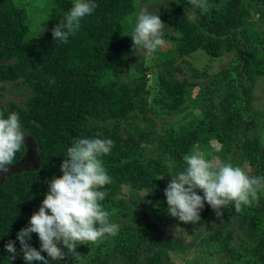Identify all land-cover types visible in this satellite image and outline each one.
I'll use <instances>...</instances> for the list:
<instances>
[{
  "label": "trees",
  "instance_id": "trees-1",
  "mask_svg": "<svg viewBox=\"0 0 264 264\" xmlns=\"http://www.w3.org/2000/svg\"><path fill=\"white\" fill-rule=\"evenodd\" d=\"M47 1L48 10L39 11L41 18L44 11L46 16L30 28L25 3L0 0V82L20 80L30 88L23 104L10 101L0 106V113L4 118L18 114L39 157L37 167L11 172L0 181V264H25L16 233L38 211L48 191L46 181L61 175L59 165L72 141L97 134L114 141L102 157L112 183L105 186L101 204L111 221L121 220L120 230L97 243L78 245V254L49 264H172L170 252L187 245L182 235L169 236L167 228L175 223L197 230L201 254L218 255L217 264H264L261 194L259 203L239 211L230 204L218 218L205 202L196 224L169 216L164 196L169 177L182 171L184 157L197 149L206 159L217 157L250 176H264L253 105L257 80L264 76V34L252 19L264 16V0H208L207 13L190 0H169L162 10L169 45L159 47L149 62L142 55L136 63L131 57L138 49L128 35L135 15L150 0H93L97 7L82 18L67 44L54 41L51 30L74 0ZM198 50L230 59L211 75L193 73L202 83L179 78L178 59ZM150 74H156L152 83ZM186 111L193 118L179 127L164 122L161 130L155 128L156 120ZM24 143L26 149L17 152L13 165L24 157ZM123 186L129 188L128 199L119 197ZM140 198L154 202L134 212ZM236 228L245 232L237 242ZM9 240L17 249L11 261L4 248ZM29 243L39 250L36 233ZM41 255L48 259L47 253Z\"/></svg>",
  "mask_w": 264,
  "mask_h": 264
},
{
  "label": "clouds",
  "instance_id": "clouds-1",
  "mask_svg": "<svg viewBox=\"0 0 264 264\" xmlns=\"http://www.w3.org/2000/svg\"><path fill=\"white\" fill-rule=\"evenodd\" d=\"M190 3L202 13L210 10L208 0H190ZM96 7L93 0H74L64 18L52 28L53 40L67 44L80 29L82 18L91 15ZM166 27L158 11L141 9L128 35L133 49L152 55L165 44ZM25 137L16 112L9 113L7 118L0 113V174L8 173L17 152L26 149ZM113 145L114 141L101 139L97 134L93 138H76L66 149L59 165L61 175L46 181L48 191L38 211L30 216L28 226L16 233L25 264L63 260L67 254H78V245L97 243L106 236L118 234L120 224L110 220L111 213L101 204L107 196L105 186L112 183L102 157L110 153ZM184 160L186 167L169 177L170 182L164 189L169 216L186 224H196L200 222L205 202L217 218L223 216V210L230 204L239 211L242 206L259 203L264 176H250L240 166L219 159L209 160L200 153L186 155ZM197 189L203 196L197 194ZM32 233L39 238V250L29 243ZM4 248L10 253L8 260H14L17 256L15 241L9 240ZM41 252L47 253L48 259Z\"/></svg>",
  "mask_w": 264,
  "mask_h": 264
},
{
  "label": "rangeland",
  "instance_id": "rangeland-1",
  "mask_svg": "<svg viewBox=\"0 0 264 264\" xmlns=\"http://www.w3.org/2000/svg\"><path fill=\"white\" fill-rule=\"evenodd\" d=\"M16 2L22 5L24 3L26 4L27 18L28 23L30 24V28H35V26L41 21V19L46 16L45 11L48 10L46 7L49 4L47 0H16ZM168 2L169 0H150L148 3H145L144 6L141 7V9L147 8L153 13L158 11L159 18L163 22L162 10ZM41 7L45 9L42 18L39 12L41 11L40 9H42ZM252 19L256 23L258 30L262 31L264 34V16L260 18V16L258 15H253ZM168 41H166L165 43L168 44ZM142 55L145 54L138 50L136 54L131 57L133 63H136V60L139 59ZM145 56H147V58L149 59L147 60V62H149L151 59H153L154 54ZM229 59L230 55L212 57L206 54L204 51L198 50L190 54L189 56L178 59L177 62L181 68V71L178 72L177 75L179 78H186L190 81H198L199 83H202L203 79L193 76V73L205 72L207 75H211L212 73L217 72L219 69L225 67L228 64ZM148 78L150 79V83H152L156 80V74H150ZM29 95L30 88L22 84L20 80L0 82V106H6L10 101L16 102L18 104H23ZM253 105L256 113V134L260 138V142L264 147V76L257 80L254 89ZM192 118L193 113H190L188 111H186L184 115H181L178 118L162 117L161 119L156 120L155 128L161 130L160 126H162L164 122L169 123L170 125L172 124L173 127H179L182 123H185L187 120H190ZM25 141L27 144V151L24 157L18 163L10 166V170L6 174L14 171L35 168L39 165V157L37 151L35 150L36 148L34 141L30 137H26ZM195 153H199V149H197ZM216 159L218 158H212V160ZM6 174H0V181ZM140 194L144 195V192L140 191ZM260 194L264 197V191H261ZM119 197H123L125 199H128L130 197V191L127 186H123L121 188ZM153 202L154 201L150 199L140 198L136 205L133 206V211H143L151 207ZM113 222H118L119 224H121V220L119 219H116ZM167 231L169 233V236L172 237L182 235L185 239V244H187L182 251L180 250L178 252H170V262L172 264H190L193 262L195 264H200L204 261L208 262V264L218 263V255L210 256L207 254H201L202 252L200 251L198 244L200 242V238L196 236L197 230H193L192 232H190L185 230L179 224L175 223L174 226L168 227ZM242 233L244 234L245 232L238 228L234 230L235 242H237Z\"/></svg>",
  "mask_w": 264,
  "mask_h": 264
}]
</instances>
